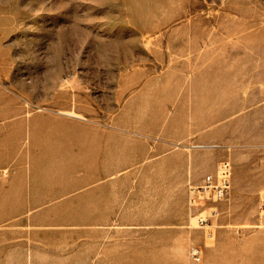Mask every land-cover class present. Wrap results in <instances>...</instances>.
I'll list each match as a JSON object with an SVG mask.
<instances>
[{"label":"rangeland","instance_id":"rangeland-1","mask_svg":"<svg viewBox=\"0 0 264 264\" xmlns=\"http://www.w3.org/2000/svg\"><path fill=\"white\" fill-rule=\"evenodd\" d=\"M0 264H264V0H0Z\"/></svg>","mask_w":264,"mask_h":264},{"label":"built area","instance_id":"built-area-1","mask_svg":"<svg viewBox=\"0 0 264 264\" xmlns=\"http://www.w3.org/2000/svg\"><path fill=\"white\" fill-rule=\"evenodd\" d=\"M232 173L231 162L229 160L223 161L219 166L217 176L208 175L203 185L191 189L188 201L190 207H196L207 200L225 199L229 192ZM199 222L203 225L207 219L200 217ZM191 256L195 263L201 261V252L197 247L191 249Z\"/></svg>","mask_w":264,"mask_h":264},{"label":"bare ground","instance_id":"bare-ground-1","mask_svg":"<svg viewBox=\"0 0 264 264\" xmlns=\"http://www.w3.org/2000/svg\"><path fill=\"white\" fill-rule=\"evenodd\" d=\"M63 114L67 116H71V117H77V118L81 117L80 115H77L76 113H63Z\"/></svg>","mask_w":264,"mask_h":264},{"label":"crops","instance_id":"crops-1","mask_svg":"<svg viewBox=\"0 0 264 264\" xmlns=\"http://www.w3.org/2000/svg\"><path fill=\"white\" fill-rule=\"evenodd\" d=\"M70 112H75V111H70ZM63 113H66V112H61V114H63ZM67 113H69V112H67ZM65 115V114H64ZM67 116V115H66ZM69 117H71V116H69ZM73 118H77V117H73ZM79 118H82V116L81 117H79Z\"/></svg>","mask_w":264,"mask_h":264}]
</instances>
